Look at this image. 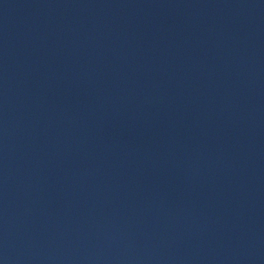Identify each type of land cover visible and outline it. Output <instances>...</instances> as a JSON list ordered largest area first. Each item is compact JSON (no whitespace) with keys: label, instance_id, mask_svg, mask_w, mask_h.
I'll list each match as a JSON object with an SVG mask.
<instances>
[{"label":"water","instance_id":"95a60500","mask_svg":"<svg viewBox=\"0 0 264 264\" xmlns=\"http://www.w3.org/2000/svg\"><path fill=\"white\" fill-rule=\"evenodd\" d=\"M0 264H264V0H0Z\"/></svg>","mask_w":264,"mask_h":264}]
</instances>
